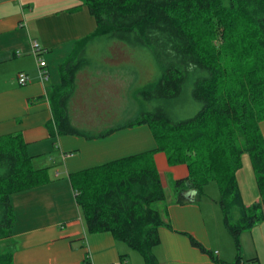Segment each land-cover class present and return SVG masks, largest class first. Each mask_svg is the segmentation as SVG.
<instances>
[{"label":"trees","instance_id":"trees-1","mask_svg":"<svg viewBox=\"0 0 264 264\" xmlns=\"http://www.w3.org/2000/svg\"><path fill=\"white\" fill-rule=\"evenodd\" d=\"M83 1L97 28L77 41L61 66L62 82L52 96V134L92 139L146 124L156 142L150 151L70 174L86 230L109 231L140 253L145 264H158L154 249L161 244L159 228H172L155 206L166 200L154 157L162 151L170 165L188 167L189 174L175 181V190L193 189L200 197L208 183L218 184L224 224L238 251L237 261L229 264H242L240 236L264 220V0ZM220 21L235 33L218 45L207 27ZM112 38L152 52L160 76L136 89L125 107L133 112L129 120L98 132L78 128L69 104L79 71L93 63L83 56L90 44ZM245 153L261 197L251 205L245 203L238 180ZM33 159L21 133L0 136V264H15L11 196L51 180L48 168L36 167Z\"/></svg>","mask_w":264,"mask_h":264},{"label":"crops","instance_id":"crops-1","mask_svg":"<svg viewBox=\"0 0 264 264\" xmlns=\"http://www.w3.org/2000/svg\"><path fill=\"white\" fill-rule=\"evenodd\" d=\"M96 28L83 0H0V136L21 133L34 165L47 167L51 177L44 185L11 196L15 264L138 263L136 251L111 232L86 230L70 174L152 150L156 142L150 127H125L92 139L52 134V127L56 129L52 96L62 82L61 66L76 50L77 41ZM34 40L47 49L41 58L50 72L48 80L39 76ZM21 72L30 77L26 84L18 80ZM154 157L166 192L158 210L172 225L159 228L161 244L154 249L158 264L232 263L231 253L217 237V211H208L193 189L174 188L176 180L189 174L187 165H170L162 151ZM238 180L247 205L260 200L259 191L243 187L239 172ZM189 234L216 259L194 246ZM240 237L242 264H264V220Z\"/></svg>","mask_w":264,"mask_h":264},{"label":"rangeland","instance_id":"rangeland-1","mask_svg":"<svg viewBox=\"0 0 264 264\" xmlns=\"http://www.w3.org/2000/svg\"><path fill=\"white\" fill-rule=\"evenodd\" d=\"M210 20L211 23L214 22L213 17H210ZM223 23L220 21L214 24L215 27H210L212 25L207 27L213 42L218 45L229 38V35L233 37L235 33L233 28L230 31L228 27L222 28ZM201 26L206 32L203 23ZM83 58L91 59L93 63L83 66L77 75L76 89L70 101V111L78 128L92 132L117 126L132 118L133 112L126 111L132 95L136 89L156 81L160 76V68L152 52L143 46L118 38L102 39L90 44ZM261 127L264 133V121L261 122ZM239 175L244 188L259 191L248 153L244 154V164ZM167 191L170 192L169 189ZM220 196L218 184L212 181L204 187L201 200L207 205L208 211H217L215 220L216 228H219L217 237L221 240L220 246L231 253L230 260L235 263L238 251L233 236L224 224L223 212L219 204ZM155 206L160 209L161 203L158 202ZM135 255L137 264H145L140 253L136 252ZM242 258L244 261L243 255Z\"/></svg>","mask_w":264,"mask_h":264},{"label":"built area","instance_id":"built-area-1","mask_svg":"<svg viewBox=\"0 0 264 264\" xmlns=\"http://www.w3.org/2000/svg\"><path fill=\"white\" fill-rule=\"evenodd\" d=\"M46 50L47 49L41 47L40 43L37 40L33 41V53L37 58L39 76L43 81L50 78V72L46 67L47 63L43 58H41V54L46 52ZM18 80L21 84H26L30 80V77L26 73L21 72L18 75Z\"/></svg>","mask_w":264,"mask_h":264}]
</instances>
